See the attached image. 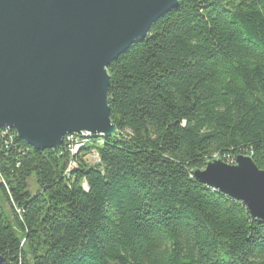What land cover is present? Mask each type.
Instances as JSON below:
<instances>
[{"label": "trees", "instance_id": "obj_1", "mask_svg": "<svg viewBox=\"0 0 264 264\" xmlns=\"http://www.w3.org/2000/svg\"><path fill=\"white\" fill-rule=\"evenodd\" d=\"M107 70L114 135L0 127L3 264H264V224L193 175L264 170V0H179Z\"/></svg>", "mask_w": 264, "mask_h": 264}, {"label": "water", "instance_id": "obj_2", "mask_svg": "<svg viewBox=\"0 0 264 264\" xmlns=\"http://www.w3.org/2000/svg\"><path fill=\"white\" fill-rule=\"evenodd\" d=\"M179 0H0V127L37 150L74 133L112 136L108 67ZM196 180L264 224V170L220 158ZM0 256V264H3Z\"/></svg>", "mask_w": 264, "mask_h": 264}, {"label": "bare ground", "instance_id": "obj_3", "mask_svg": "<svg viewBox=\"0 0 264 264\" xmlns=\"http://www.w3.org/2000/svg\"><path fill=\"white\" fill-rule=\"evenodd\" d=\"M10 129V128H9ZM83 134L84 138H91V135L89 133H85V132H81ZM83 140V139H82ZM79 145H77V147L73 150L72 153H76L79 150ZM79 152V151H78Z\"/></svg>", "mask_w": 264, "mask_h": 264}, {"label": "built area", "instance_id": "obj_4", "mask_svg": "<svg viewBox=\"0 0 264 264\" xmlns=\"http://www.w3.org/2000/svg\"><path fill=\"white\" fill-rule=\"evenodd\" d=\"M69 140H70V139H69ZM77 145H78V144H73V145H72V143L69 144L68 147H69V149L71 150V153H72L73 150L77 147Z\"/></svg>", "mask_w": 264, "mask_h": 264}, {"label": "rangeland", "instance_id": "obj_5", "mask_svg": "<svg viewBox=\"0 0 264 264\" xmlns=\"http://www.w3.org/2000/svg\"><path fill=\"white\" fill-rule=\"evenodd\" d=\"M88 163H92L94 161L93 157L87 156L85 157Z\"/></svg>", "mask_w": 264, "mask_h": 264}]
</instances>
